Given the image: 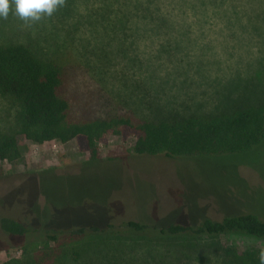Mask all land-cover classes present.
<instances>
[{
	"label": "rangeland",
	"instance_id": "rangeland-1",
	"mask_svg": "<svg viewBox=\"0 0 264 264\" xmlns=\"http://www.w3.org/2000/svg\"><path fill=\"white\" fill-rule=\"evenodd\" d=\"M12 3L0 17V44L25 43L57 62L64 93L83 118L128 113L151 120L264 102V0H63L38 21L21 20ZM14 109L0 96V131ZM18 144L19 160L0 159V220L24 223L27 231L0 226V264L21 259L47 229L191 223L248 211L264 219V150L236 164L137 154L134 137L116 134L99 142L94 160L75 139ZM220 241L264 249L262 238ZM56 247L68 249L50 243L49 250Z\"/></svg>",
	"mask_w": 264,
	"mask_h": 264
},
{
	"label": "trees",
	"instance_id": "trees-1",
	"mask_svg": "<svg viewBox=\"0 0 264 264\" xmlns=\"http://www.w3.org/2000/svg\"><path fill=\"white\" fill-rule=\"evenodd\" d=\"M63 84L57 62L25 43L0 44V96L15 106L7 131H0L1 160L20 159L19 138L37 144L75 139L94 160L99 142L111 134L134 137L137 154L224 157L236 164L243 154H252L253 161L263 154L264 102L151 120L128 113L83 118L73 112ZM0 226L15 235L27 231L24 223L9 218H1ZM238 234L264 239V219L248 211L191 223L128 220L120 227L107 222L47 229L42 242L24 248L21 259L2 264H47L52 257L55 264H68L69 254L73 264H260L264 249H241L220 241L222 235ZM50 243L68 249L51 252ZM39 246L45 249L37 251Z\"/></svg>",
	"mask_w": 264,
	"mask_h": 264
},
{
	"label": "clouds",
	"instance_id": "clouds-1",
	"mask_svg": "<svg viewBox=\"0 0 264 264\" xmlns=\"http://www.w3.org/2000/svg\"><path fill=\"white\" fill-rule=\"evenodd\" d=\"M63 0H14L11 7L21 20L38 21L42 15L51 16ZM10 0H0V17H7ZM260 264H264V250L259 254Z\"/></svg>",
	"mask_w": 264,
	"mask_h": 264
},
{
	"label": "flooded vegetation",
	"instance_id": "flooded-vegetation-1",
	"mask_svg": "<svg viewBox=\"0 0 264 264\" xmlns=\"http://www.w3.org/2000/svg\"><path fill=\"white\" fill-rule=\"evenodd\" d=\"M228 160V159H227Z\"/></svg>",
	"mask_w": 264,
	"mask_h": 264
}]
</instances>
